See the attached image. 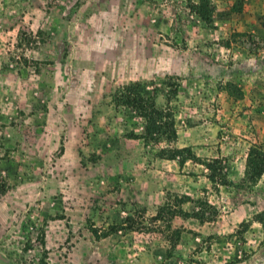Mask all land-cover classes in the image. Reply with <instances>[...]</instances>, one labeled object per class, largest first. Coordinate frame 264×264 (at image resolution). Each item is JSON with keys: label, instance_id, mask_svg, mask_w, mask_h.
I'll list each match as a JSON object with an SVG mask.
<instances>
[{"label": "rangeland", "instance_id": "1", "mask_svg": "<svg viewBox=\"0 0 264 264\" xmlns=\"http://www.w3.org/2000/svg\"><path fill=\"white\" fill-rule=\"evenodd\" d=\"M199 1L0 0V264H264V176L242 181L264 15ZM130 87L175 139L141 136ZM184 146L200 161L167 157Z\"/></svg>", "mask_w": 264, "mask_h": 264}, {"label": "trees", "instance_id": "2", "mask_svg": "<svg viewBox=\"0 0 264 264\" xmlns=\"http://www.w3.org/2000/svg\"><path fill=\"white\" fill-rule=\"evenodd\" d=\"M240 2H235L233 9L239 11L241 9V0ZM210 0H200L198 7V15L201 16L202 19L211 20V12L213 11L212 8L209 7ZM229 86V85H228ZM136 89V88H135ZM137 90H133V88H129L128 92L120 96L119 94L114 96L115 100L119 102L121 97H124V102L130 104L136 110L139 111L140 116L145 118L144 123V133L141 135L143 138L146 139H155L159 141V139H166V140H173L176 138V130L174 128V118L170 112H166L164 110L158 109L155 107L154 102L143 96L135 95ZM170 111V110H169ZM167 157L169 159H176L179 165H184L187 160H195L200 161V158L194 154L190 147H181V148H169ZM212 162H218L217 158H212ZM210 173L208 174V179L214 183L216 181V165L214 163L202 161ZM220 164V163H219ZM264 173V146L261 143L258 144H251L248 147L245 164H244V171H243V180L250 185H255L258 180L260 179L261 175ZM225 174H222L217 180L220 181L222 184H226L227 182L223 179ZM216 181V182H215ZM185 201L190 200V197L185 196ZM198 215V216H196ZM195 217H201V215L197 212ZM263 216H259L257 220L264 225ZM201 219V218H200Z\"/></svg>", "mask_w": 264, "mask_h": 264}, {"label": "crops", "instance_id": "3", "mask_svg": "<svg viewBox=\"0 0 264 264\" xmlns=\"http://www.w3.org/2000/svg\"><path fill=\"white\" fill-rule=\"evenodd\" d=\"M212 3L215 4V7L217 6V20H224V17H229L230 14H236V15H243V19L247 20H253L255 22H259L261 20V15H264V0H251V5L253 6L252 9L247 8V0H241V4L243 8H241L239 11L233 9V1L228 0H211ZM241 6V5H240ZM264 18V16H263ZM238 19V18H237ZM254 25V24H253ZM264 176V173L261 175L260 179ZM260 179L257 183H260ZM250 241V240H249ZM249 243V242H245Z\"/></svg>", "mask_w": 264, "mask_h": 264}]
</instances>
